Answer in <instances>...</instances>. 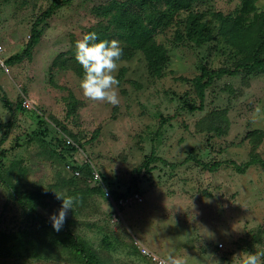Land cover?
<instances>
[{
	"label": "rangeland",
	"instance_id": "obj_1",
	"mask_svg": "<svg viewBox=\"0 0 264 264\" xmlns=\"http://www.w3.org/2000/svg\"><path fill=\"white\" fill-rule=\"evenodd\" d=\"M54 1L0 0V160L15 185L40 195L42 220L52 225L57 196L77 197L64 226L101 264H151L139 245L192 264L264 254V168L239 173L231 164L264 161V72L220 76L204 98L197 86L202 66L233 72L264 59V0H58L46 18ZM34 26L40 42L8 65ZM90 32L123 48L117 106L79 87L75 45ZM66 137L100 181L68 172ZM15 238L29 242L20 253ZM4 239L12 244L0 264H84L0 182L1 250Z\"/></svg>",
	"mask_w": 264,
	"mask_h": 264
},
{
	"label": "trees",
	"instance_id": "obj_2",
	"mask_svg": "<svg viewBox=\"0 0 264 264\" xmlns=\"http://www.w3.org/2000/svg\"><path fill=\"white\" fill-rule=\"evenodd\" d=\"M54 5L48 9V11L44 14L47 17H50L53 13L54 10L58 9L59 7L63 6V3H60L58 0L54 1ZM263 29L260 31V42L258 41V45L260 46V50L263 47L264 44V18L262 24H260ZM43 32L42 30L38 29L37 26H34L32 29V34L30 36V40L25 44L24 50L21 54H18L14 57H11L7 62V64H16L17 62H21L25 58H28L32 50L35 48V46L38 45V43L41 40ZM240 69H251V70H256L260 72H264V59L261 57L255 58V60L251 64H240L235 71H230L228 69H222L219 71H211L207 69L205 66L201 67V75L197 81V86L199 87V92L202 98H204V91L211 85V83L218 77L223 76V75H231L234 72H238ZM192 111L195 110H202L203 108H195V107H190ZM38 137V136H36ZM63 140H61L62 142ZM60 142V143H61ZM1 145V143H0ZM63 147L65 148V151L69 154L67 156L66 160V165L70 163L69 158L73 157L76 152L77 148L73 146H67L66 143L63 141ZM55 153V152H54ZM1 154H5L4 151L1 152ZM55 155H57L55 153ZM59 156H62L60 153H58ZM154 157H150L145 161L142 166L140 167L138 174H140L141 170L145 169L147 172H149V167L151 166V163L154 162ZM231 164L235 167L237 172L239 173H244L248 168L251 166L259 165L262 168H264V161L259 160V159H253L251 161H248L245 164H237L235 162H231ZM73 170H78L80 171V177H76L72 172L68 171L71 173V175L74 178H90L93 179V171L91 167L88 164H83L82 166L73 165ZM10 170H7L2 161L0 160V182L7 187L10 191L13 192V194L19 199L20 203L23 205L26 211L30 212V214L37 220L43 227H50L53 228L52 225H49L46 223V221L42 220V217L38 215L36 212V203L38 202L40 195L37 193H27L23 192L19 186L15 185L11 178L9 177ZM140 175H138L139 177ZM138 179H136L137 181ZM134 181V187L133 189H129L127 194H130L133 190H138L137 183ZM120 197H123L122 195ZM60 232L64 235L65 243L70 246V249L73 251V253L82 261L84 264H101L99 257L97 253L94 251V249L85 241H83L80 237L77 235L73 234L68 227L63 226ZM15 248L18 250V252H22L20 248L24 247L25 244H28L29 242L22 241L19 238H15ZM4 246L2 247V250L0 248L1 252L9 253L8 245L12 244V241L10 239H4L3 243ZM22 255V257H24Z\"/></svg>",
	"mask_w": 264,
	"mask_h": 264
},
{
	"label": "clouds",
	"instance_id": "obj_3",
	"mask_svg": "<svg viewBox=\"0 0 264 264\" xmlns=\"http://www.w3.org/2000/svg\"><path fill=\"white\" fill-rule=\"evenodd\" d=\"M76 61L83 69L80 89L85 98L93 102L108 103L117 106L119 100V84L116 73L122 63L123 48L118 40H99L95 32L84 34L76 42ZM7 70V69H5ZM100 180V176H97ZM62 205L58 214L50 216L52 227L59 232L64 226L67 214L77 203L75 196H57ZM242 264H261V253H242ZM162 264H185L182 258L169 255Z\"/></svg>",
	"mask_w": 264,
	"mask_h": 264
},
{
	"label": "built area",
	"instance_id": "obj_4",
	"mask_svg": "<svg viewBox=\"0 0 264 264\" xmlns=\"http://www.w3.org/2000/svg\"><path fill=\"white\" fill-rule=\"evenodd\" d=\"M63 141L66 143L67 146L76 147L77 151L80 150L78 148V146H76L75 143H73V141L69 137H66ZM86 163H87L86 159H84L83 162H80V161L77 160V158H75L73 156V158L70 160V163L68 165H66V169L68 171L72 172L76 177H80V171L73 170L72 167H73L74 164L80 166V165H83V164H86ZM97 176H98V173L93 172V180L95 182L100 181L99 179H97ZM134 199H138L139 201H141V199L139 198L138 195H136L134 197ZM138 247H139V251L141 252L142 256H144L151 264H162V262L166 260L163 257H160L159 255L154 253L153 251L149 250L147 247H144L142 245H139ZM218 247L221 249V248H223V245L219 244Z\"/></svg>",
	"mask_w": 264,
	"mask_h": 264
},
{
	"label": "crops",
	"instance_id": "obj_5",
	"mask_svg": "<svg viewBox=\"0 0 264 264\" xmlns=\"http://www.w3.org/2000/svg\"><path fill=\"white\" fill-rule=\"evenodd\" d=\"M179 250V249H178ZM213 250L215 251V249H211V252H212V254L214 253L213 252ZM193 252H196L197 253V251H193ZM195 253V254H196ZM174 257H177V256H174ZM202 257V256H201ZM178 258H180V257H178ZM194 258H196V259H194ZM199 258V256H197V255H194V254H191V256L189 255L188 256V258L187 259H191V260H193V261H195V262H197V259ZM203 259H201V261L199 260L198 262H201L200 264H204L205 263V261L204 262H202V260H206V258L205 257H202ZM185 264H192L191 262H188L187 260L185 261ZM194 264V263H193ZM209 264V263H208Z\"/></svg>",
	"mask_w": 264,
	"mask_h": 264
}]
</instances>
